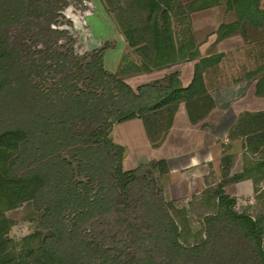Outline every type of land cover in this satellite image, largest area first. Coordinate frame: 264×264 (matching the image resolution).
<instances>
[{
  "label": "trees",
  "instance_id": "16d2710c",
  "mask_svg": "<svg viewBox=\"0 0 264 264\" xmlns=\"http://www.w3.org/2000/svg\"><path fill=\"white\" fill-rule=\"evenodd\" d=\"M69 1L82 0H0V264H131L132 258L126 262L120 255H113L98 241L86 239L81 229V224L102 218L111 210L115 175L130 178L136 172L122 171L124 149L113 143L112 127L136 117L144 120V110L169 104L173 108L167 110L171 115L166 131L177 103L191 100L189 95L202 87L198 65L189 87L163 91L150 85L136 91L116 89L96 64L83 69L81 61L87 56L62 53L50 39L65 33L56 24ZM241 1L245 6L239 16L257 15L262 19L264 13L258 11L257 0ZM152 2L157 10L160 5H170L166 0ZM195 3L201 6L199 9L213 4L211 0ZM155 26L154 53L159 59L155 66L159 67L170 62L163 51L169 49L171 54L174 46L166 37L167 30ZM234 26L221 25L219 32ZM13 31L29 35L12 37ZM231 33L226 31L220 36ZM29 38L44 49H31ZM210 58L200 60L203 69L213 64ZM48 81L51 86L46 88ZM258 94L264 97V76L258 82ZM254 118L248 152L256 170L264 176V156H252L264 147V113ZM190 120L196 122L192 117ZM89 121L87 132L80 131L79 123ZM258 123L261 126L256 127ZM84 137L90 141L84 143ZM108 164L115 175L106 168ZM252 171L253 167L243 170L231 182L255 181ZM18 179L28 183L16 188L14 180ZM214 196L218 211L205 218L203 240L183 242L182 228L174 217L161 204L148 201L143 205L148 233L138 239L182 259L206 256L203 264H264V214L254 217L237 213L233 209L235 200L225 195L224 185ZM25 203L43 213L40 228L47 234L37 231L12 240L8 236L12 221L4 213Z\"/></svg>",
  "mask_w": 264,
  "mask_h": 264
},
{
  "label": "rangeland",
  "instance_id": "374dc122",
  "mask_svg": "<svg viewBox=\"0 0 264 264\" xmlns=\"http://www.w3.org/2000/svg\"><path fill=\"white\" fill-rule=\"evenodd\" d=\"M193 1L166 0L170 5H160L159 10L153 7L152 0L69 1L63 6V15L57 18L56 24L65 33L50 37L56 50L87 56L81 61L82 68L85 65L91 68L96 64L107 75L106 81L112 82L116 89L136 91L145 85L162 91L169 87L186 89L193 82L196 66L200 71L202 69V87H196L194 95H189L191 100L177 103L166 131L164 128L171 115L167 110H172V105L144 110L141 113L144 120L133 118L143 125L149 141L147 150L139 145L128 149L114 142L113 129L129 120L112 127L110 137L113 143L124 149L122 171L136 172L130 178H119L107 165L110 174L116 176L111 210L102 218L89 219L81 224V229L86 239L98 241L113 255H120L126 262L132 258L131 264H203L207 260L201 255L182 259L170 251L150 245L149 241H140L138 236L142 239L148 233L143 217L145 201L161 204L180 225L182 241L188 244L204 239V220L218 211L214 193L221 185H224L225 195L234 198L233 209L237 213L254 217L264 214V176L256 170V163L248 152L251 150L248 136L254 128L247 115L242 117L245 110L251 112L264 108V97L258 94V82L264 76V14L261 20L257 15L251 16L252 22L262 23L259 26L253 24L247 14L239 16V11L245 6L241 0H211L213 4L207 9H199L201 6L193 4ZM257 3L258 11L264 13V0H257ZM248 4L251 7V1ZM104 23L111 30L110 38L104 37ZM155 24L167 30L166 37L174 46L171 54L169 49L163 51L170 62L159 67L155 66L159 60L154 53L157 43ZM233 24L236 26L219 32L221 25L229 27ZM226 31L232 33L220 36ZM27 35L12 32V37ZM35 41L29 38L27 45L31 49H44L41 45L35 46ZM193 54L195 58L191 57ZM182 55L184 58H181ZM205 57L217 58H210L213 64L203 69L200 60ZM176 58L177 61H174ZM50 86L51 81H48L45 87ZM182 103L191 125H200L194 130H208L215 135L222 153L219 180L216 176L208 177L206 187L198 194H190L183 184L171 185L170 178L166 176L170 161L166 157L171 154L167 140L173 139L171 146L183 154L197 148L198 142L203 139L199 132L192 131L193 128L182 130V133L178 132V128L167 136ZM191 117L196 120L195 123L191 122ZM79 124V130L87 132L91 123ZM117 129L116 136L121 128ZM81 140L84 143L90 141L87 137ZM256 151L253 158H263L264 147ZM139 156H146V159L139 160ZM185 162V156H180L173 158L170 164L179 169ZM249 167H253L255 177V181L249 180L250 193L244 191V186H235L237 183L231 182L235 175ZM14 181L16 188L28 183L19 179ZM42 214L31 203L6 211L5 217L12 221L8 236L12 240H21L37 231L47 234L40 228Z\"/></svg>",
  "mask_w": 264,
  "mask_h": 264
},
{
  "label": "crops",
  "instance_id": "0c3cea01",
  "mask_svg": "<svg viewBox=\"0 0 264 264\" xmlns=\"http://www.w3.org/2000/svg\"><path fill=\"white\" fill-rule=\"evenodd\" d=\"M103 29L105 36L107 38L111 37V30L108 28L107 24H103ZM207 58V57H205ZM210 58V57H208ZM213 109L211 112H213ZM244 111V110H243ZM264 113V108L251 110V112H243V116L247 115V119L251 120L254 118V115ZM257 118H254V121ZM252 123V122H251ZM252 125V124H251ZM258 126H261V123H258ZM200 125H191L185 104L182 103L179 105L178 110L174 116L171 129L169 133L170 135L174 130H178V132L182 133V130H193L197 131L201 135H203V139H200L198 142L199 145L197 148H191L190 150L183 152V154H179L176 149L171 146L173 139H168L169 142L168 148L171 151L170 155H167L168 161L172 160L175 157L185 156L186 162L181 168H174L170 161L168 162L169 173L166 174L168 178H170V184L178 186L180 184L185 185L186 191L190 194H198L206 187V181L210 176H216L217 180H219V166H220V157H221V149L217 143V137L208 130H194L199 129ZM119 129V133L116 136L115 132ZM183 128V129H180ZM115 135V136H114ZM115 137V138H114ZM113 138L116 144H119L123 147H127L128 149H132V147L137 148V145L141 146L144 149L149 148V141L145 135L143 125L140 120L133 119L122 123L121 125H117L113 129ZM139 160H145L146 156H139ZM235 186H244V191L251 192V182L249 180L234 184Z\"/></svg>",
  "mask_w": 264,
  "mask_h": 264
}]
</instances>
